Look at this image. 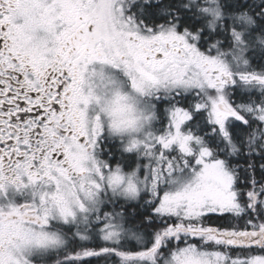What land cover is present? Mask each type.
Listing matches in <instances>:
<instances>
[{"label":"snow or ice","instance_id":"6c2138e0","mask_svg":"<svg viewBox=\"0 0 264 264\" xmlns=\"http://www.w3.org/2000/svg\"><path fill=\"white\" fill-rule=\"evenodd\" d=\"M0 264H264V0H0Z\"/></svg>","mask_w":264,"mask_h":264}]
</instances>
